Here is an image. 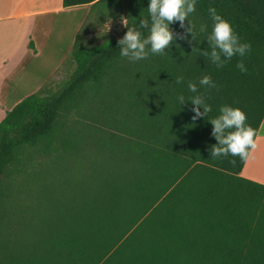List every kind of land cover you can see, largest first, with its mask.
Masks as SVG:
<instances>
[{"label":"trees","instance_id":"trees-1","mask_svg":"<svg viewBox=\"0 0 264 264\" xmlns=\"http://www.w3.org/2000/svg\"><path fill=\"white\" fill-rule=\"evenodd\" d=\"M149 3L63 0L65 7L90 4L63 63L75 69L59 89L50 80L0 122V216L23 222L13 241L0 240V264H264V184L241 175L247 160L210 155L218 144L210 119L222 105L245 111L254 139L264 120V0H197L188 17L195 40L177 36L165 54L149 49L147 59L130 61L118 40L148 18ZM112 6L125 7L128 27L85 42L92 14ZM210 7L251 44L222 68L201 55L210 51ZM188 26L170 28L181 34ZM241 59L246 73L236 67ZM178 75L184 83L175 82ZM204 75L219 91L199 85ZM197 94L212 111L193 121L188 99ZM42 144L58 155L51 170L58 184L13 201L18 191L8 192L6 177L24 148ZM28 198L37 204L29 207Z\"/></svg>","mask_w":264,"mask_h":264},{"label":"crops","instance_id":"crops-1","mask_svg":"<svg viewBox=\"0 0 264 264\" xmlns=\"http://www.w3.org/2000/svg\"><path fill=\"white\" fill-rule=\"evenodd\" d=\"M89 11L63 0H0V122L57 74ZM255 141L241 175L264 184V120Z\"/></svg>","mask_w":264,"mask_h":264},{"label":"clouds","instance_id":"clouds-1","mask_svg":"<svg viewBox=\"0 0 264 264\" xmlns=\"http://www.w3.org/2000/svg\"><path fill=\"white\" fill-rule=\"evenodd\" d=\"M196 2L197 0H150L147 7L148 18L143 17L138 27H128L127 20H123L128 30L118 40L120 55L127 57L130 61L144 60L149 56V49L151 54H165L166 49L172 46L177 36L180 39H188V34L191 33L192 40H195L194 26L188 17L196 11ZM208 11L213 24L212 30L207 36L210 51L202 50L201 55L203 57L208 58L218 68H222L234 56L244 57L251 51V44L241 42L240 37L227 19L218 14L214 7H210ZM186 20L189 26L185 33L177 34L170 28L174 22H179L181 28H185ZM144 29L147 30V35L142 31ZM200 31H206V26L202 25ZM192 40H189V43ZM236 67L242 73L247 72L243 59L237 63ZM175 82L177 84L184 83V77L182 75L176 76ZM199 85L206 89L219 91V86L210 75H204L200 78ZM187 87L190 92L199 93L196 82L188 81ZM177 99L181 105L186 102L182 94ZM188 100L194 105L193 121L212 111L211 105L206 103L205 97L201 94L194 95ZM201 107L203 111H201ZM246 121L247 115L240 107L225 104L219 108V115L210 119L213 125L212 135L218 141V144L210 148L212 158L231 155L238 156L242 161L248 159L250 150H254L257 145L254 139L256 131Z\"/></svg>","mask_w":264,"mask_h":264},{"label":"rangeland","instance_id":"rangeland-1","mask_svg":"<svg viewBox=\"0 0 264 264\" xmlns=\"http://www.w3.org/2000/svg\"><path fill=\"white\" fill-rule=\"evenodd\" d=\"M123 20L126 19V11L124 6H112L108 7L106 11L99 15L97 11L92 14L90 20L88 21V26L86 27L87 35L84 38L85 42H90L91 40H98L104 36H117L121 35L122 31L125 29ZM61 70L57 72V75L51 79L48 83L53 91L60 88L62 83L68 79L75 69V64L72 61H68ZM53 150V149H52ZM20 161L11 168L10 173L4 181V185H8L11 188V191H18L13 196V201L16 197H25V193L30 195L31 190L36 189L40 184H58V179L53 177L52 169H55L60 165L58 161L57 153L50 151L45 145H40L35 148H24L22 151ZM72 176H76L77 172L75 171L76 166L73 164ZM24 190V191H23ZM6 193V192H5ZM25 203H28V206L31 207L34 202L30 203L28 198ZM1 206V202H0ZM28 223L29 220H26ZM22 219L15 220L14 217H1L0 216V240H7L8 242L13 241L15 238V228L16 226H22Z\"/></svg>","mask_w":264,"mask_h":264}]
</instances>
